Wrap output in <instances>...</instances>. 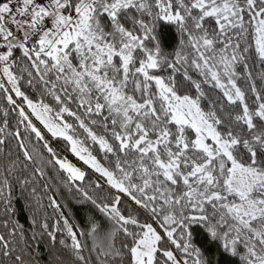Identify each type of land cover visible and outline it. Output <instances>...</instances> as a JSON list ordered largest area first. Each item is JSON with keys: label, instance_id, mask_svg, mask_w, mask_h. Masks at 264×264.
Returning a JSON list of instances; mask_svg holds the SVG:
<instances>
[{"label": "snow or ice", "instance_id": "obj_1", "mask_svg": "<svg viewBox=\"0 0 264 264\" xmlns=\"http://www.w3.org/2000/svg\"><path fill=\"white\" fill-rule=\"evenodd\" d=\"M194 226L264 264V0H0V264H211Z\"/></svg>", "mask_w": 264, "mask_h": 264}, {"label": "trees", "instance_id": "obj_2", "mask_svg": "<svg viewBox=\"0 0 264 264\" xmlns=\"http://www.w3.org/2000/svg\"><path fill=\"white\" fill-rule=\"evenodd\" d=\"M176 41L177 33L174 28L170 26H162L157 30L156 42L159 43L162 49L171 50L175 46ZM64 155L68 156L69 160L74 163L77 162L70 153L65 152ZM57 199L62 204V209L65 215L70 219L71 223L78 226L86 225L88 217L92 214L87 206L78 204L73 195L62 188L60 189ZM14 200L16 201L14 204L16 211L15 218L24 226L25 230L30 235L32 232V229L29 227L31 222V212L28 209V205L19 192L16 193ZM45 203H47V201H45ZM48 212L52 215L53 219H55L57 214L51 209H48ZM193 232L195 244L204 251L205 255L211 261V264H233V261H230L228 257L221 255L218 245L211 241L201 228L194 226ZM59 238L65 237L63 234H60ZM50 251L51 249L47 242L40 243L34 249V264H53V257L50 255Z\"/></svg>", "mask_w": 264, "mask_h": 264}, {"label": "rangeland", "instance_id": "obj_3", "mask_svg": "<svg viewBox=\"0 0 264 264\" xmlns=\"http://www.w3.org/2000/svg\"><path fill=\"white\" fill-rule=\"evenodd\" d=\"M74 158H75V157H74ZM75 160H76V158H75ZM70 161H71V160H70ZM76 161H77V160H76ZM72 162H73V161H72ZM73 163H74V162H73ZM74 164H77V165L80 166V167L83 166V165H82V162H79V161H77V162L74 163ZM83 167H84V166H83Z\"/></svg>", "mask_w": 264, "mask_h": 264}]
</instances>
